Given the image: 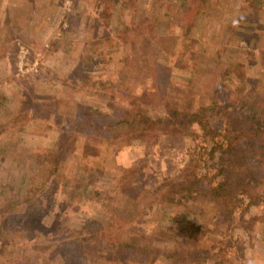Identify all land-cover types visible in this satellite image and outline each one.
Listing matches in <instances>:
<instances>
[{
  "label": "rangeland",
  "instance_id": "374dc122",
  "mask_svg": "<svg viewBox=\"0 0 264 264\" xmlns=\"http://www.w3.org/2000/svg\"><path fill=\"white\" fill-rule=\"evenodd\" d=\"M115 1L0 0V207L22 214L0 222L12 228L0 235V264H138L86 253L79 228L88 220L116 246L138 239L170 252L193 240L201 264H264L261 199L252 205L244 196L227 213L201 198L167 199L173 184L191 179L186 169L204 186L220 179L218 151L198 126L123 134L102 148L97 141L110 137L98 126L127 114L156 120L167 105L263 100L264 5L255 12L251 0H209L185 35L192 12L177 1ZM216 118L210 109L207 119ZM133 169L135 200L122 186Z\"/></svg>",
  "mask_w": 264,
  "mask_h": 264
},
{
  "label": "trees",
  "instance_id": "16d2710c",
  "mask_svg": "<svg viewBox=\"0 0 264 264\" xmlns=\"http://www.w3.org/2000/svg\"><path fill=\"white\" fill-rule=\"evenodd\" d=\"M174 1L179 3L178 7L182 10L183 14L192 12L185 31V35H190L197 28L198 19L203 14L204 9L208 7L209 0ZM115 2L113 0V3ZM249 4H254L256 12V5H264V2L261 0H251ZM239 12L246 16H254L255 14V12L247 10L243 5H240ZM246 38H249V35ZM133 46L137 50L139 49L138 44L137 46L135 44ZM236 101L237 98L234 101L226 100L223 104H213L212 107L211 105L199 106L196 109L190 108L185 110L167 105V117L156 120H150L147 116L142 117L139 112L134 113V116L130 117L127 114L116 122L109 121L106 124L98 126V130L103 133L102 138L107 134L110 137L97 141H99L98 144L100 143V148H102L103 141L118 140L123 134H127L130 138H135L143 133H152L160 130L166 135H183L188 126H198L203 131V138L213 142L214 147L211 152L218 151V161L212 167V171L215 178L219 176L220 179L217 182H210L208 186H204L200 183L195 170L186 169L183 171L185 173L184 176H190L191 179L186 180V182L173 184L172 189L167 193V199L171 200L175 194H179L181 195V199L187 200L196 201L201 198L205 203H212L222 208L225 213L227 211L231 212L234 204L242 201L244 196L247 197L249 203L252 205L258 204L260 199L264 203V192H259V188L264 185V99H243L240 106L236 105ZM210 109L215 110L217 117L215 122L217 124H211L207 119ZM94 113L101 114L99 110L93 111ZM11 124L15 127L14 122H11ZM93 125L94 122L90 123V128ZM68 139L66 138L65 141L68 142ZM85 145L86 147L89 146L88 143ZM54 162H56V159H54ZM51 165L53 168H49L50 175L55 171L53 161ZM130 172V170H127V174ZM136 173V170H134L131 177L126 179L122 185H125L131 191L132 196L129 197L133 200L136 199L137 195L134 193L130 181L135 178ZM121 190L122 194L126 193V189ZM84 191H86V188ZM93 194L94 197H99L101 193L99 194L96 191ZM110 198L111 196L109 198L106 196L101 200L108 203ZM114 201L115 199H112L109 204H112ZM14 208L11 209V206L8 204L1 206L0 222L6 218L5 223L9 225V223H13L15 216L22 215L21 212L15 214ZM91 224L93 222L88 220L79 228V231L86 236V238H81V242L83 240L88 242L85 247L86 253H90L94 248H97L99 252L106 251L110 256L115 255L116 257L120 256L119 258L123 257L126 260H136L138 264H155L158 260L168 264H201L205 261L206 256L199 253L200 249L198 247L195 248L193 246V240L190 242L184 240L176 241V245H174L170 252L156 250L157 248L151 242L144 243L138 241V239L131 242H123L117 245L118 250H116L117 246L110 243L103 232H98L99 228L95 227L96 225L91 226ZM5 227L12 229L9 226H2L0 224V235L9 237L6 234ZM4 245H7V243ZM161 254L163 255L162 257Z\"/></svg>",
  "mask_w": 264,
  "mask_h": 264
},
{
  "label": "crops",
  "instance_id": "0c3cea01",
  "mask_svg": "<svg viewBox=\"0 0 264 264\" xmlns=\"http://www.w3.org/2000/svg\"><path fill=\"white\" fill-rule=\"evenodd\" d=\"M21 12L23 13V15H28V16H31V15H32V11H31V12H28L27 10H25V11H24V10H21ZM130 165H131V164H130ZM130 165H129V166H130ZM129 166H128V167H129Z\"/></svg>",
  "mask_w": 264,
  "mask_h": 264
}]
</instances>
